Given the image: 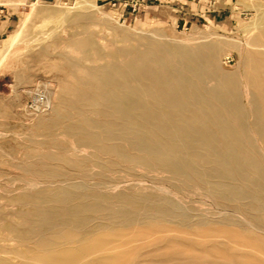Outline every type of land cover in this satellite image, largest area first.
I'll return each mask as SVG.
<instances>
[{"label": "rangeland", "instance_id": "374dc122", "mask_svg": "<svg viewBox=\"0 0 264 264\" xmlns=\"http://www.w3.org/2000/svg\"><path fill=\"white\" fill-rule=\"evenodd\" d=\"M0 11V21L4 16L11 18L9 31L0 36V264L31 261L41 249L38 236L28 231L26 217L37 208L28 197L79 184L105 196L158 195L181 204L191 224H177L175 229L191 232V237L198 240L208 237V249L214 243L226 246L228 237L237 231L256 235V239L246 238L247 241L264 246L260 241L264 231H258L264 228V221L237 203L216 197L180 176L159 168L147 169L117 153L103 151L97 143H90L69 129L72 123L81 124L87 118L110 122L106 112H98L87 101V83L92 72L123 62L121 51L144 50L151 43L163 44L174 52L177 48L209 52L212 46L216 48L215 55L211 53L215 59L213 67L218 76L235 82L250 137L264 162L253 101L259 98V90L252 86L248 72V56L254 54L261 60L264 55V0H236L234 13L226 21L194 26L181 25L167 9L158 7L149 13L140 0H0ZM170 62L180 66V56L172 54ZM215 83L207 80L209 86ZM110 206V211L119 210L120 203ZM130 210L137 211L133 207ZM198 214L210 222L200 217L207 224L201 225ZM96 215L95 224L106 221L104 214ZM152 227L150 235L142 229L129 232L132 228L124 227V231L117 227L110 238L122 234L129 238L133 232L138 235V249L129 264L195 262L186 253L190 241L177 232L166 231L162 225ZM156 233L163 235L161 242L166 240L161 246L155 240L147 243L149 236ZM206 247L196 245L193 257L204 256ZM259 254L250 253L252 258L264 262V254Z\"/></svg>", "mask_w": 264, "mask_h": 264}, {"label": "bare ground", "instance_id": "6f19581e", "mask_svg": "<svg viewBox=\"0 0 264 264\" xmlns=\"http://www.w3.org/2000/svg\"><path fill=\"white\" fill-rule=\"evenodd\" d=\"M211 47L209 52L181 48L174 52L163 44L151 43L144 50L121 51L125 58L123 62L92 72L87 83V101L98 112H106L110 122L87 118L81 124L72 123L69 129L77 136L88 138L90 143H97L103 151L117 153L147 169L159 168L202 186L216 197L237 203L262 222L264 162L250 137V126L235 82L217 75L215 65L213 67L215 59H212L216 48ZM172 54L180 56V66L170 62ZM248 58L251 59L248 72L252 86L259 90V98L253 100L259 120L255 126L259 141L264 145V55L261 60L254 54ZM208 79L216 83L209 86ZM40 194L28 197L36 202L37 208L27 214L26 220L28 231L38 236L41 249L31 261L25 260L22 264H129L138 249L139 237L135 232L129 238L122 233L112 237L115 231L132 228L127 230L132 232L136 228L150 235L153 230L149 229L153 225H162L166 231L177 232L190 241L186 253L195 261L192 264H264L263 260L250 255L251 252L264 254V246L259 243L257 247V241H247L256 239V235L237 231L228 237L226 246L223 243L224 247L214 246V243L208 249L205 244L207 234L205 240H198L191 237V232L175 229L177 224L189 226L191 222L181 204L179 206L168 198L147 194L105 196L80 184L60 188L51 194ZM107 202L120 203L119 210L110 211L111 204ZM132 207L137 211H131ZM99 213L105 215L106 221L95 224ZM201 214H198L199 218L203 217ZM205 223L200 222L206 226ZM261 230L264 228L258 231ZM162 236L157 233L149 236L147 243L155 240L159 242L157 245L162 244L166 241L161 242ZM260 241L264 244V237ZM196 245L207 248L204 256L193 257ZM210 257L211 260H206Z\"/></svg>", "mask_w": 264, "mask_h": 264}, {"label": "crops", "instance_id": "0c3cea01", "mask_svg": "<svg viewBox=\"0 0 264 264\" xmlns=\"http://www.w3.org/2000/svg\"><path fill=\"white\" fill-rule=\"evenodd\" d=\"M108 1V0H105ZM149 13L158 7L172 11L181 25H197L202 22H224L232 17L236 0H140ZM2 12V11H0ZM1 16V15H0ZM11 26V18L0 21V36Z\"/></svg>", "mask_w": 264, "mask_h": 264}]
</instances>
